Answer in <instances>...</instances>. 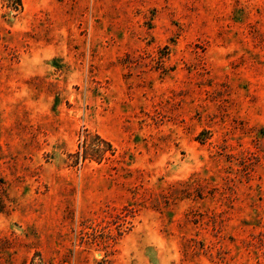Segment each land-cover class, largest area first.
Masks as SVG:
<instances>
[{"label": "rangeland", "instance_id": "obj_1", "mask_svg": "<svg viewBox=\"0 0 264 264\" xmlns=\"http://www.w3.org/2000/svg\"><path fill=\"white\" fill-rule=\"evenodd\" d=\"M21 2L0 264H264V0Z\"/></svg>", "mask_w": 264, "mask_h": 264}, {"label": "trees", "instance_id": "obj_2", "mask_svg": "<svg viewBox=\"0 0 264 264\" xmlns=\"http://www.w3.org/2000/svg\"><path fill=\"white\" fill-rule=\"evenodd\" d=\"M17 4H18V6L21 7L22 6L21 0H17ZM100 140H101L102 147L98 146V148L95 150L97 151L99 158L102 159L108 151L112 150V147H111V144L109 142H107L106 140L101 139V138H100ZM86 150H88V148ZM87 155H88V153L87 154L85 153V155H83V157L86 158Z\"/></svg>", "mask_w": 264, "mask_h": 264}]
</instances>
